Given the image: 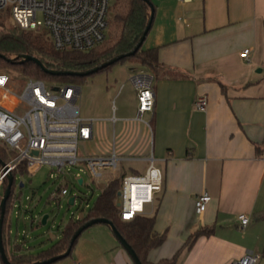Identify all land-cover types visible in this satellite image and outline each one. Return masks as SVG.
I'll list each match as a JSON object with an SVG mask.
<instances>
[{
	"label": "crops",
	"instance_id": "obj_1",
	"mask_svg": "<svg viewBox=\"0 0 264 264\" xmlns=\"http://www.w3.org/2000/svg\"><path fill=\"white\" fill-rule=\"evenodd\" d=\"M149 1L154 12L142 49H154L162 67V76L153 77L154 109L137 122L136 107L117 132L119 121L112 124L121 157L145 159L151 152L163 174L145 215L154 216V230L165 240L147 262L177 254L175 264H229L256 255L264 247V0ZM243 49L250 50L248 60L240 58ZM141 71L152 75L144 66ZM200 95L207 98L204 111L193 105ZM100 141L94 134L87 144ZM203 193L210 202L197 215L194 199ZM15 208L13 200L5 213L4 250L31 256L34 247L21 241ZM240 214L249 219L245 228ZM201 228L212 233L185 249ZM92 235L90 251L76 254L81 264H133L108 226Z\"/></svg>",
	"mask_w": 264,
	"mask_h": 264
},
{
	"label": "built area",
	"instance_id": "obj_2",
	"mask_svg": "<svg viewBox=\"0 0 264 264\" xmlns=\"http://www.w3.org/2000/svg\"><path fill=\"white\" fill-rule=\"evenodd\" d=\"M112 0H0V10L10 8V20L22 30L47 31V37L55 51L88 52L100 46L106 39L107 13ZM38 16L40 18H38ZM250 50L243 49L240 58L248 60ZM25 80L13 82L0 71V146L10 153L0 167V185L6 176L24 171L34 174L43 166L54 171L57 176L69 168L83 165L86 172L95 179L102 177L101 171L118 168L123 158L118 154L116 138L106 152L97 155H79V143L94 139L93 119L82 118L77 100L80 88L74 84H46L45 79L26 76ZM137 99L135 121L142 122L145 112L154 109L153 76L139 70L130 78ZM56 88V90H54ZM194 108L204 111L207 98L197 96ZM112 124L116 119L112 117ZM150 129V124L145 123ZM147 166L141 174L124 175L121 181L120 219L129 221L145 214L160 193L163 184L162 171L155 165L152 153L145 158ZM76 180L82 178L76 174ZM68 190L59 186L51 197L67 195ZM210 197L197 195L194 212L202 214ZM241 227L245 228L249 219L238 215ZM259 257L248 253L229 264H258ZM0 264H2L0 259ZM72 264H80L73 262Z\"/></svg>",
	"mask_w": 264,
	"mask_h": 264
},
{
	"label": "rangeland",
	"instance_id": "obj_3",
	"mask_svg": "<svg viewBox=\"0 0 264 264\" xmlns=\"http://www.w3.org/2000/svg\"><path fill=\"white\" fill-rule=\"evenodd\" d=\"M113 2L114 0L111 1L107 13L108 26L105 31L106 39L104 42L108 41L115 28L114 14L116 10L112 7ZM0 18L4 19V24L12 25L9 7L0 10ZM38 18L40 17L38 16ZM39 33H44L47 36V31L43 28L39 30ZM141 66L140 62L128 57L96 73L76 80L45 79L46 84L70 83L79 87L80 95L77 100L79 114L82 118L95 121L94 134L101 141L96 145L94 143H79V155L84 156L87 153L97 155L102 148L109 147L106 142L111 143L112 141V117H116V120L119 121L114 126L117 132L123 123L122 118L135 116L137 99L130 78L134 73L141 70ZM0 71L6 73L13 82L26 79L22 72L5 64L4 61L0 62ZM0 153L6 157V160L10 156V153L1 146ZM118 165L116 169L108 168L101 171L102 177L99 179L92 178L83 165L73 166L58 176L54 171H50L47 166L41 167L34 174L16 172L12 186L16 207L13 211V217L17 221V212L21 214V230H23L21 241L24 239L28 242L29 247H34V253L47 248L59 238L61 231L70 221L81 219L88 214L89 209L94 205L109 179L119 174H141L147 166V161L140 158L128 159L120 161ZM76 174L82 178V184L77 182ZM20 183L23 184L22 187H19ZM63 185L67 188L68 194L52 198L51 194ZM2 193L3 185H0V198ZM71 198L74 199L72 204L69 202ZM45 214L48 215V218L43 225L40 221ZM30 215L33 216V221L29 218ZM103 226L105 225L97 223L82 231L76 239L70 255L51 264H72L76 261L81 264L82 262L77 260L76 254L84 253L86 250L90 251L91 244L93 241L95 242L92 233ZM256 253L261 257V250Z\"/></svg>",
	"mask_w": 264,
	"mask_h": 264
},
{
	"label": "trees",
	"instance_id": "obj_4",
	"mask_svg": "<svg viewBox=\"0 0 264 264\" xmlns=\"http://www.w3.org/2000/svg\"><path fill=\"white\" fill-rule=\"evenodd\" d=\"M112 7L116 10L113 33L110 34L107 42L88 52L55 51L44 33L22 30L13 24L6 25L4 24V19L0 18V55L4 56V59L0 58V62L4 61L5 64L12 66L29 77L48 80L79 79L80 77L77 76L49 75L44 73L33 62L19 63L18 60L21 55H29L38 59L48 70L84 72L115 56L131 51L147 25L150 14L149 6L142 0H114ZM131 57L149 69L153 77L162 76V74H158L162 67L158 62L154 49L144 50L141 45ZM8 59L13 62L7 61ZM255 148L260 151L262 147L255 145ZM0 160L2 162L6 161V157L2 153H0ZM15 173L13 172L12 174L13 180ZM19 173L24 174L25 172L21 170ZM123 176V174H119L109 179L102 188L94 205L89 209L88 214L81 219L70 221L61 231L60 238L54 243L31 256H7L9 262L11 264H31L33 262L31 258L34 261H41L57 256L65 252L71 236L79 226L92 218H105L114 224L122 237L134 250L141 264H150L147 262V254L151 249L159 247L164 242L165 233L158 234L154 230V216L142 214L129 221L120 219V209L116 206V202ZM5 186L6 182L3 183V189ZM12 186L10 196L6 201L5 213L14 198ZM4 222L5 214L2 225L3 246L5 244L3 239ZM211 233V228L198 229L188 237L183 247L189 249L198 237L202 235L209 236ZM176 256L177 254L169 259L160 260L157 264H175ZM261 257L264 258V247L261 249Z\"/></svg>",
	"mask_w": 264,
	"mask_h": 264
},
{
	"label": "water",
	"instance_id": "obj_5",
	"mask_svg": "<svg viewBox=\"0 0 264 264\" xmlns=\"http://www.w3.org/2000/svg\"><path fill=\"white\" fill-rule=\"evenodd\" d=\"M144 3H146L149 6L150 9V14H149V20L147 22V25L145 26L142 35L140 36L137 44L134 46V48L125 53V54H120L118 56H115L113 58H111L110 60L92 68L89 70H86L84 72H72V71H57V70H48L46 69L42 63L29 55H21L18 62L19 63H24V62H33L35 63L44 73L49 74V75H53V76H59V75H68V76H77V77H85L88 76L90 74L96 73L98 71H100L101 69H104L112 64H114L115 62L124 59V58H128L131 57L135 54V52L140 48V46L142 45L144 38L146 36V34L148 33L149 29H150V25L152 22V17H153V6L150 3L149 0H142ZM0 58L4 59L3 55H0ZM9 62H13L12 60H7ZM54 90H56V88H54ZM0 166H4V162H2L0 160ZM78 183L81 184V180H78ZM13 184V175L10 173L6 176V186L3 189V193L2 196L0 198V259L2 264H11L6 256L5 250H4V246H3V241H2V225H3V220H4V214H5V206H6V201L10 196L11 193V186ZM23 184L20 183L19 187H22ZM73 198L69 199V202L72 204L73 203ZM116 206L119 207L120 206V194H118V199L116 202ZM48 218V215L45 214L42 216L40 223L41 224H45L46 220ZM97 223H102L105 224L106 226L109 227L111 233L113 234V236L116 238V240L118 241L119 245L123 248V250L129 255V257L131 258L132 262L134 264H141L139 258L137 257L136 253L134 252V250L131 248V246L127 243V241L122 237V235L119 233V231L116 229V227L114 226V224L105 219V218H92L88 221H86L85 223H83L81 226H79L75 232L73 233V235L70 238L69 241V245L67 247V249L65 250V252L51 257L49 259H45V260H41V261H35L32 262L31 264H51L54 263L60 259H63L65 257H67L71 251V248L73 247L76 239L78 238V236L81 234L82 231H84L85 229L91 227L94 224Z\"/></svg>",
	"mask_w": 264,
	"mask_h": 264
}]
</instances>
